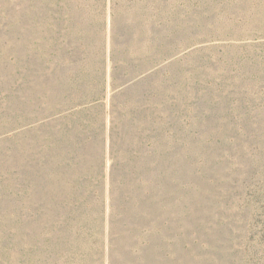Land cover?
<instances>
[{"label": "rangeland", "instance_id": "374dc122", "mask_svg": "<svg viewBox=\"0 0 264 264\" xmlns=\"http://www.w3.org/2000/svg\"><path fill=\"white\" fill-rule=\"evenodd\" d=\"M0 2V264H264V0H185V50L140 88L160 89L170 117L138 134L171 136L172 148L184 137L187 197L159 216L154 242L121 232L114 245L107 229L98 241L59 228V20L39 25L47 52L31 72L19 60L29 33L14 26L24 9ZM36 160L52 175L40 189L28 177Z\"/></svg>", "mask_w": 264, "mask_h": 264}, {"label": "trees", "instance_id": "16d2710c", "mask_svg": "<svg viewBox=\"0 0 264 264\" xmlns=\"http://www.w3.org/2000/svg\"><path fill=\"white\" fill-rule=\"evenodd\" d=\"M17 1L24 10L14 26L29 33L28 54L19 60L31 72L47 52L39 25L59 20V60L52 53V65L59 67V228L94 232L98 241L107 229L111 245L121 232L139 244L154 242L167 226L159 225V216L170 212V202L187 197L189 171L184 137L175 136L181 143L172 148L171 136H154L155 130L139 136L142 123L159 129L170 117L160 111L168 103L160 89L140 88L185 50V0L176 6V0ZM128 96L132 105L124 108ZM50 110L42 109L43 115ZM167 144L171 148H153ZM29 168L34 189L52 176L44 160Z\"/></svg>", "mask_w": 264, "mask_h": 264}]
</instances>
